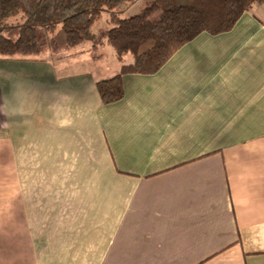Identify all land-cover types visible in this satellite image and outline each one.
<instances>
[{
  "label": "crops",
  "instance_id": "obj_1",
  "mask_svg": "<svg viewBox=\"0 0 264 264\" xmlns=\"http://www.w3.org/2000/svg\"><path fill=\"white\" fill-rule=\"evenodd\" d=\"M72 50L0 57V264H264V0L112 104Z\"/></svg>",
  "mask_w": 264,
  "mask_h": 264
},
{
  "label": "trees",
  "instance_id": "obj_2",
  "mask_svg": "<svg viewBox=\"0 0 264 264\" xmlns=\"http://www.w3.org/2000/svg\"><path fill=\"white\" fill-rule=\"evenodd\" d=\"M131 1L0 0V26L17 16L20 21L14 40L0 35V57H41L39 33L52 36L58 26L64 34V48L75 49L88 39L98 17L108 13L107 28L96 42L110 46L120 65L117 74L97 82L100 98L108 105L123 98L124 75L157 73L181 47L203 33L229 32L263 0H153L140 14L122 18L115 13ZM48 49L51 56L60 51L54 38H49Z\"/></svg>",
  "mask_w": 264,
  "mask_h": 264
},
{
  "label": "rangeland",
  "instance_id": "obj_3",
  "mask_svg": "<svg viewBox=\"0 0 264 264\" xmlns=\"http://www.w3.org/2000/svg\"><path fill=\"white\" fill-rule=\"evenodd\" d=\"M152 2L153 0H133L131 2H127L123 8L116 10L115 13L122 18L137 15L146 10ZM108 17V13L101 14L92 26L88 39L81 46L73 49L72 51L77 52L75 56L76 59L89 57V59L92 60H100L99 65L103 67L105 75L112 76L117 74L119 71V63L115 58L114 51L108 45L96 44L97 40L101 37L102 33L107 28L106 21ZM156 17L157 14L153 16V18ZM19 22L20 21L18 16L7 19L6 24L0 26V35L12 40L15 39L18 36ZM49 38H54L56 43L59 45L60 50L64 47V34L61 26H58L54 34L49 37H46L44 34H42V32H40L39 43L41 46V55L43 56H46V51L49 50ZM73 59L74 57H72V61H76ZM126 60H129V56L126 57Z\"/></svg>",
  "mask_w": 264,
  "mask_h": 264
}]
</instances>
